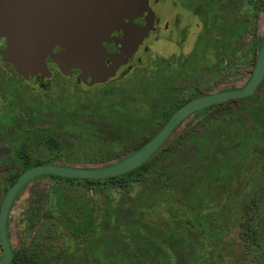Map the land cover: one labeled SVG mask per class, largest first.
Returning <instances> with one entry per match:
<instances>
[{"label":"flooded vegetation","instance_id":"af4514ba","mask_svg":"<svg viewBox=\"0 0 264 264\" xmlns=\"http://www.w3.org/2000/svg\"><path fill=\"white\" fill-rule=\"evenodd\" d=\"M148 5L150 11L132 20L137 30L150 24L147 34L124 30L110 33L104 42L105 56L93 62L98 67L84 70L74 65L78 60L48 55L42 71L24 76L4 56L7 39L0 40V177L6 180L5 185L0 184V214L8 192L30 169H92L120 162L156 137L187 103L242 90L253 79L264 45V27L261 34L254 27L249 28L245 20L238 18L233 0H148ZM260 10L264 20V0H260ZM124 23L130 21L125 19ZM239 23L243 27L240 37L229 31ZM246 50L250 51L249 60ZM63 51L56 47L53 53L57 57ZM240 65L249 67L248 72ZM214 69L218 72L209 73ZM100 73L105 75L102 79H98ZM246 74L248 78L241 86L223 83ZM209 75L211 78H206ZM261 90L264 91V77L252 95L210 105L189 115L148 161H192L197 145L206 144L207 156L199 170L186 179L185 195L196 186L201 187L216 169L231 180V192L248 185L250 191L264 198V166L256 168L247 162L249 171H238L233 165L234 158L251 157L255 152L260 158L257 162L264 164V149L258 148L264 144V102L253 103ZM27 107L49 119V124L22 128L14 138L12 129L18 118L24 119L21 111ZM190 120L193 122L185 127ZM181 127L185 128L175 137ZM76 135L89 144L78 149L73 143ZM248 146L250 151L244 149ZM256 169L263 179L254 186L249 179L250 172ZM134 171L126 174L135 175ZM43 179L51 181L45 197L32 188ZM107 179L47 174L25 183L6 219L12 251L8 264H30L31 260L93 264L92 243L101 231L108 245L111 235L125 234L119 218H126L130 211L125 207L126 201L141 189L113 188L120 192L118 200H113L109 197L112 188L99 182ZM224 187L222 184L220 189ZM196 206L210 209L199 214L188 209L183 217L188 248L184 264H264V202ZM224 207H245L247 211L240 218L223 222L219 217ZM197 214L198 219H194ZM205 215L211 219L207 221ZM89 226L93 227L92 232L80 236L79 228ZM195 238L199 239L198 254L193 248ZM70 241L83 242L82 249H74ZM47 242L54 254H36V248H45ZM96 254H106L107 260L112 253L106 250ZM136 254L137 264H148L143 258L149 251L138 250ZM4 257L0 239V261ZM169 258L172 263L176 255L170 252Z\"/></svg>","mask_w":264,"mask_h":264},{"label":"water","instance_id":"95a60500","mask_svg":"<svg viewBox=\"0 0 264 264\" xmlns=\"http://www.w3.org/2000/svg\"><path fill=\"white\" fill-rule=\"evenodd\" d=\"M150 11L148 0H0V40L7 39L6 60L16 70L28 76L42 71L44 59H70L74 65L86 69L98 67L96 60L105 56L104 42L115 30L147 34L150 24L137 30L132 20L140 13ZM128 19L130 23H124ZM56 47L64 51L57 56ZM98 79H102V73ZM264 77V45L253 79L242 90L209 95L195 99L168 121L164 129L139 151L110 166L81 169L61 166H39L24 173L8 192L0 214V239L5 257L0 264L12 258L6 233L7 215L18 191L25 183L39 175H57L68 178L107 179L117 177L145 164L163 145L174 129L189 115L210 105L252 95ZM97 81V80H96Z\"/></svg>","mask_w":264,"mask_h":264},{"label":"trees","instance_id":"16d2710c","mask_svg":"<svg viewBox=\"0 0 264 264\" xmlns=\"http://www.w3.org/2000/svg\"><path fill=\"white\" fill-rule=\"evenodd\" d=\"M231 32L237 33L239 37L243 32L242 24L239 23ZM224 37L227 38L225 30ZM208 145H197L192 161H174L170 163H161L158 161H148L142 166L135 169V175L125 174L113 177L107 180H101L111 188H134L140 183V190L132 199L126 201L125 207H129L130 211L126 218L120 219V225L124 226L125 234L122 236L111 235L109 245L106 237L102 233L92 243L95 254L91 255L93 264H137V251H149L144 255V260L148 264H173L170 262L169 254L172 252L178 259L177 264L183 263V256L187 251L186 230L179 221L183 219L188 209L191 213L209 212L210 208L198 207L200 204L211 203H228V204H246L255 202H264L263 196L255 191H250L245 185L237 192H231V180L223 177L222 173L213 169V173L209 178L205 179L201 187L196 186L189 195H185L184 187L186 179L197 172L202 166L207 156ZM232 161V160H231ZM237 159H233V165L236 167ZM28 164V163H27ZM225 169L224 171H226ZM142 171L143 173H140ZM238 171H240L238 169ZM139 172V173H137ZM222 184L225 185L220 189ZM193 206L190 207L189 205ZM247 211V208H223L219 217L223 222L230 219L242 217L241 213ZM112 208L109 209L110 215ZM234 213V214H227ZM198 214L194 219H198ZM112 216V215H111ZM83 217H86L83 216ZM117 217V215H116ZM207 221L211 219L209 215H205ZM111 219V217H110ZM158 219L156 223L150 220ZM125 220V221H124ZM196 229L199 230L200 223L195 222ZM119 228V226H117ZM225 229L226 227L223 226ZM93 227L79 228V235L86 236L91 233ZM103 230V229H102ZM198 233V232H197ZM224 234V232H223ZM50 241V240H49ZM193 248L195 252H199V239L193 240ZM110 250L112 254L106 260L104 255L96 254L97 252ZM36 254H54L47 242L45 248L37 247ZM128 253V254H123ZM82 264L85 262L80 261ZM80 263V264H81ZM30 264H47L44 261L31 260ZM145 264V263H144Z\"/></svg>","mask_w":264,"mask_h":264},{"label":"rangeland","instance_id":"374dc122","mask_svg":"<svg viewBox=\"0 0 264 264\" xmlns=\"http://www.w3.org/2000/svg\"><path fill=\"white\" fill-rule=\"evenodd\" d=\"M234 4H236V8L238 10V13H237V16L239 19H243L246 21V23L248 24L249 28H252L254 27L255 28V31L259 32V34H261L263 32V27H264V20H263V15H262V12L260 10V0H233ZM233 12L235 11L234 9L232 10ZM228 12H231V11H228ZM229 17H232V13L229 14ZM196 30V29H195ZM245 57L247 56V60H249L251 58V55H250V51L246 50L245 51ZM240 69H245V71L248 72L249 70V67H244L243 65H240L239 67ZM218 71L214 69V72H209V73H217ZM206 78H211V76H206ZM248 78V74L245 75V77L243 78H239L238 80L237 79H227L226 81H223L224 84H227V85H237V86H241L244 84V82L246 81V79ZM194 82V81H193ZM191 82V85L192 83ZM263 94H264V91L261 90L259 92V94H257L253 100V103L255 105L257 104H261L264 102V99H263ZM39 104V103H38ZM24 108V107H22ZM22 115L21 117L24 118L22 121L18 118V121H17V124L15 125V128L12 129L13 131V137L16 138L17 134H19L20 130L22 128H28L29 126L32 127H44L46 125L49 124V119H47L46 117H44L43 115H40L37 113V111H33L32 109H30L29 107H27V109H25L24 111L22 110L21 111ZM4 113H2L3 115ZM247 114H246V117H244L245 119H247ZM193 120H190L189 123L185 126L187 127L190 123H192ZM52 126H53V123H52ZM185 127H181L178 129V131L175 133V137H177V135L185 128ZM174 137V138H175ZM73 143L77 144L78 146V149H81L84 147L85 144H89V141L85 140L83 137L81 136H78L76 135V138L73 137ZM14 140V139H13ZM92 145V144H91ZM251 145V144H250ZM261 147H258L259 149H264V144L263 145H259ZM249 148V149H248ZM246 151H250V146L248 147H245L244 148ZM258 156V153L255 152L251 157H239V159H237V162H236V168L237 170L239 169L240 171H249L247 169V165L246 163L249 162L251 163L254 167L258 168V166H261L264 164H260L259 161L260 158L257 157ZM253 158V159H252ZM257 162V163H256ZM252 173L251 175V180L249 179V181L251 182L252 181V184L254 186H257V184L261 183L262 181V177H260V171L256 169V171H252L250 172ZM250 173L248 176H250ZM261 180V181H260ZM6 183V180L5 178H2L0 177V184L1 185H5ZM140 183H137V185H134L136 187H134V189H139L140 186ZM51 186V181L49 179H43L39 182H37L36 184H34L32 186V188H36L41 195H44L47 196L48 193H49V190H50V187ZM30 188V189H32ZM111 189V188H110ZM115 189V188H114ZM114 189L112 188L109 194V197L112 198L113 200H118L117 198L120 196V192L117 190V191H114ZM24 196L26 197L27 196V191L26 193L24 194ZM180 222H184L183 219L179 220ZM68 241V240H67ZM71 242V241H70ZM73 245H74V249H77V250H81L82 247H83V242L81 243H78L77 242H71ZM173 257V256H172ZM172 262L173 264H177L178 263V259L177 258H173L172 259Z\"/></svg>","mask_w":264,"mask_h":264}]
</instances>
